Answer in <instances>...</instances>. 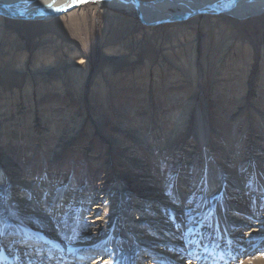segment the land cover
<instances>
[{"label": "rangeland", "instance_id": "obj_1", "mask_svg": "<svg viewBox=\"0 0 264 264\" xmlns=\"http://www.w3.org/2000/svg\"><path fill=\"white\" fill-rule=\"evenodd\" d=\"M51 57L57 58L56 64L50 65ZM192 97L196 104L182 134L168 138L164 145L156 137L158 158L151 151L153 143L146 148L129 132L134 130L133 122L142 126V132L147 130V121L142 123L140 116L169 115L171 107L181 111ZM198 108L211 123L207 147L194 133ZM256 108L264 111V13L244 20L201 15L154 24L143 12L92 1L49 20L1 17L0 162L5 167L10 159L16 161L9 169L6 192L0 187V210L7 217H19L20 224L30 230L36 227L28 221L39 223V217H33L36 212L26 210L20 199L27 196V184L47 180L57 186L58 194L68 186L72 194L66 197L67 204L57 207L59 213L66 208L81 223H99L110 209L100 206L96 211V206L123 203L130 226L139 227L137 239L168 242L164 231L147 234L148 221L136 220L138 214L146 213L137 207L138 195L117 197L112 187L129 178L135 179L134 184H152L155 181L150 179L160 176V169L163 180L170 182L169 197L177 180L185 179L199 184L196 197L201 198L207 193V169L222 175L220 166L234 167L230 164L234 155L239 158V171L250 178L252 154L258 156L260 167L264 164V128L253 115ZM129 112L140 116L132 115L130 121L125 117ZM240 112L241 120L229 115ZM55 124L53 136L30 135L36 125L51 128ZM22 146L24 153L13 157ZM28 196L34 202L35 195ZM195 204L186 205L201 209L200 203ZM52 208L46 207L43 217L51 215ZM243 226L246 231L264 230V226ZM100 251L93 249L98 257L92 264L105 257ZM132 251L138 252L139 260L145 249L133 247ZM146 253L141 257L143 264H160L157 260L163 254Z\"/></svg>", "mask_w": 264, "mask_h": 264}, {"label": "bare ground", "instance_id": "obj_2", "mask_svg": "<svg viewBox=\"0 0 264 264\" xmlns=\"http://www.w3.org/2000/svg\"><path fill=\"white\" fill-rule=\"evenodd\" d=\"M92 1L105 5L107 3L108 5H112L113 8L123 9L128 12H143L151 20V23L154 24L169 21L166 20L168 19V15L182 19L188 17L186 19L189 20L200 17L201 15H227L244 20L248 17L258 16L264 13V0H137L140 3L139 6H136L138 4L134 0H0V16L24 20H49L54 15L63 14L71 8L82 7ZM49 4L51 7H48ZM57 8L64 10L55 11L54 9ZM223 10L228 11V13L220 14ZM49 61H51L50 65H54L57 62V58L51 57ZM195 104V98L192 97L190 101L183 104L184 107L181 111H176L175 108L171 107L169 115L168 113L147 114L146 119L137 114L136 116L130 114L129 112L125 117L130 121L132 115L135 117L140 116L139 120L141 122H144V120L147 121V130L145 132L141 131L142 126L140 127V125L134 122L132 123L134 130L131 129L129 132L133 133L136 136V140L142 142L146 148H150L153 145L154 148L151 151L155 158H158L157 151H160V146L158 147L154 143L156 137L161 141V145H164V142L168 138L171 139L178 134H182V131L190 124L191 111ZM243 107L246 108L247 104ZM62 115L65 118H72L70 114ZM229 115L236 116V120H241L243 116L241 112L239 114ZM253 115L261 123L262 128H264V111L256 108L255 114ZM207 116L208 114L204 115V112L202 113L199 109L194 125V133L204 147H207V144H209L210 141L208 140L211 138L212 133L211 130H207L208 123L209 126L211 124L210 121H207ZM156 118H160V124H157L159 121H156ZM42 120L44 121L43 118ZM36 126V128L32 127L30 135H36L39 132L42 134V138L53 136L54 129L57 128L56 124L53 127L51 126V128H45L40 125ZM159 126H161L160 128L162 130L158 128ZM170 127L172 129L169 130L174 131L173 135L168 133V128ZM213 127L217 129V126ZM151 143L153 144L151 145ZM24 151V147L22 146L21 150L17 154H14L13 157L18 158ZM233 157L230 164L235 165H233L234 167H230L229 170L222 169L216 160L223 172L222 175L218 176L216 169L215 171L211 170L210 167L207 169V186L204 188L207 193L201 198L196 197L198 194V187L196 185L199 184H190L191 181H185V179L177 180L175 188L173 189V196L169 197L168 188L170 182L163 180L164 173L160 172V169L157 170L160 176H155L150 179L151 181H155L152 184L150 181L147 182L148 184H143L142 181L134 184L135 179L129 178V181L124 183L118 182L112 187L115 196L121 195L124 197L128 195L129 197H134L138 195L137 207L141 209V212L146 213L138 214L140 217L136 220L143 219L148 221L147 234L164 231L165 235L163 237L168 238V242L164 241L160 243L162 241L159 238L155 239L153 237L152 240L146 241H144L145 237L137 239L140 232L138 231L139 227L130 226V221L124 216L123 203L119 206L117 204L112 205L103 202L101 205L96 206L94 208L96 211H99L101 207L103 209H110V214L107 218L99 223L95 221L81 223L82 221L73 219L65 207L59 213V208L57 207L68 203L66 197L72 198V194H69V186L66 190L64 189L63 192L58 194L55 191L57 186L54 187L47 180L46 184L40 183V179L36 180V182L34 181V183L27 184L25 186L27 196H23L20 199L22 205L25 204L26 210H34L36 215H38L33 217H39V220H37L39 223H34L32 220L28 221L37 226L32 227L30 230L28 228L31 227L24 226L23 223V226L20 224L19 217H7L0 210V229L1 227L4 228L2 232H6V236L13 234L11 236L13 238L11 239V243L13 244L8 248H18L27 243L23 242L24 239H20V234L23 238L24 235L34 238L44 235L47 240L46 242L41 241L40 238H36L35 241H31V248L27 246V250H30L29 252L34 255H38L43 251L51 254L56 249L55 247L58 246L59 249L62 247L63 251L67 253V255H64L66 261H71V263L73 261L71 260L72 257H70L71 254L91 248L94 250L100 249L101 254H106L101 260L97 258V264H143L141 257H144V254L147 255V251H150L152 255L157 254L161 256L163 254V257L158 259L159 261L165 258L171 261L170 264H184L181 263L182 257H178V254H175L177 248L189 249V255H194L197 249V255L204 256L202 257L204 259L206 258L204 250L210 247L215 248L216 244L220 243L219 255L227 259L235 258L233 252L229 249L230 244H233L232 250L237 252V255L240 253V259L235 261L234 264H264V249H262L264 248V243L262 242L264 240L263 228L246 231V227L243 226L246 223L248 226H264V164L260 167L258 156L252 154L253 163L250 167V175L252 176L245 178L248 174L239 171L238 156L234 155ZM13 161L16 160L10 159V161H7L5 163L6 168L0 162V187L3 188L4 193L6 192L5 184L9 181V169L13 167ZM18 163L21 165L24 161L20 160ZM141 172L142 170L138 173ZM186 182H189L188 186ZM252 184L254 185L253 189L250 186ZM141 189L145 190V192H140ZM254 190L260 191L253 193ZM47 192L48 194H46ZM30 193L35 195L32 198L35 203L30 201L31 198L28 196ZM72 193L75 195L74 191ZM146 193L150 194L147 195ZM197 198L200 199L198 200ZM188 202H192L193 205L200 203L201 209L197 210L196 207H187L186 204ZM173 203L178 208H172L171 205ZM48 206L53 207L49 211L52 213L49 216L46 213L44 215L46 217H43V214H45L44 209ZM231 211L233 213L228 215ZM80 223L85 226V232L82 231L83 229ZM43 228L44 230H42ZM34 230L36 231L34 232ZM88 232L92 233L89 234ZM1 236L2 234H0V245H5L2 240L5 242L6 238L3 239ZM172 240H175V242H171ZM169 242H171V246H168ZM161 244L164 246H161ZM133 247L134 249L138 247L145 249V252H141V256L139 257L140 261L137 258L138 252L133 253ZM163 247L166 251H163ZM260 247H262V250H260ZM55 263L58 262L55 261ZM153 263L155 262L150 264Z\"/></svg>", "mask_w": 264, "mask_h": 264}, {"label": "water", "instance_id": "obj_3", "mask_svg": "<svg viewBox=\"0 0 264 264\" xmlns=\"http://www.w3.org/2000/svg\"><path fill=\"white\" fill-rule=\"evenodd\" d=\"M135 2H136V4H138V5H136V6H139V2L137 1V0H134ZM77 4H79V3H77ZM75 7V6H74ZM74 9V8H73ZM72 8L71 9H69V10H67V11H65L64 13H66V12H69V11H71V10H73ZM33 12V11H32ZM223 13H228V11L226 12V11H224L223 10V12H220V14H223ZM58 15H61V14H58ZM58 15H54V17H56V16H58ZM141 15V14H140ZM53 17V18H54ZM186 18H188V17H184L183 19H186ZM180 19H182V18H178V17H171V15H168V19L167 20H169L170 22L171 21H174V20H180ZM167 22V21H166Z\"/></svg>", "mask_w": 264, "mask_h": 264}, {"label": "snow or ice", "instance_id": "obj_4", "mask_svg": "<svg viewBox=\"0 0 264 264\" xmlns=\"http://www.w3.org/2000/svg\"><path fill=\"white\" fill-rule=\"evenodd\" d=\"M48 7H51V5L49 4ZM55 11H62L64 9H60V8H57V9H54Z\"/></svg>", "mask_w": 264, "mask_h": 264}]
</instances>
